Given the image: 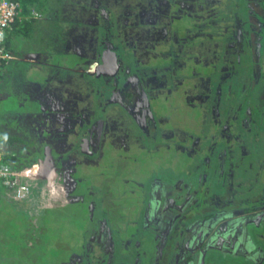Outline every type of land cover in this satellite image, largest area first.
Instances as JSON below:
<instances>
[{
	"label": "rangeland",
	"instance_id": "374dc122",
	"mask_svg": "<svg viewBox=\"0 0 264 264\" xmlns=\"http://www.w3.org/2000/svg\"><path fill=\"white\" fill-rule=\"evenodd\" d=\"M164 1L174 15L156 17L159 41L135 54L161 64L159 80L129 72L114 46L124 37L115 21L113 41L100 38L111 17L107 5L120 7L114 0H35L44 15L59 11L61 21L38 19L28 35L14 33L8 41L28 54L46 39L50 60L67 66L83 59L87 66L100 42H109L104 56L117 61L107 58L100 73L111 71L110 79L118 71L121 79L118 87L112 79L116 88L102 99L94 88L77 90L83 75L70 69L11 63L0 84V141L22 144L28 159L49 142L62 152L94 119L87 134L94 143L100 128L102 143L93 157L60 159L41 207L0 197V264H87L99 253L109 259L114 249L113 264H264V0H250L249 41L242 39L240 16L246 15L239 10L237 17L235 0H206L211 23ZM189 2H181L186 11L197 6ZM196 22L208 28L188 37L203 51L200 58L187 60L188 42L160 40L169 26L173 37L186 39L184 30L196 29ZM220 22L230 25L226 34L217 31ZM19 66L25 72L17 78ZM41 81L48 86L43 92Z\"/></svg>",
	"mask_w": 264,
	"mask_h": 264
},
{
	"label": "trees",
	"instance_id": "16d2710c",
	"mask_svg": "<svg viewBox=\"0 0 264 264\" xmlns=\"http://www.w3.org/2000/svg\"><path fill=\"white\" fill-rule=\"evenodd\" d=\"M103 1L105 2V0H103ZM114 1L120 7H119V9H117L115 11L111 6V4H112L111 2H109L111 4L107 5V6H109V8H111V17H112V13H113V18L110 17V20L108 21L109 27L107 26L105 28L103 26L102 36H103V34H105L110 38L111 41H113V37H112V35H113V23L115 21V26H117V30L115 32L118 31V33H121L123 31L122 33H123L124 37L122 39V42H119L120 41L119 40L118 41L119 43H117L114 46H116L115 49L119 52V54H121L122 58H124L125 61L129 63V72H132V73L136 72L138 74L140 73L139 77H140V79L143 78L144 81H146V79H147L146 77H149L148 74H151L152 76L157 75L158 80H159L160 77H162L160 75L161 74L160 73L161 64L159 63L157 65V63H154V61L150 62L149 59L142 60L141 56H139L137 54L138 55V57H137V55H135V54H136V51H141L144 48H145V51L147 49L150 51L151 47H153V46L155 47L154 43L159 41L161 33L157 32V29H159V27H158L156 21H155V23H153V20H155L156 17L162 16V15H165L162 17H166V19L168 20V19H170V16L174 15V14H171V11H170L171 9L169 8V6L167 7L166 4L162 3V2H165L164 0H136L135 3H132L131 0H118V1L114 0ZM168 1H170L171 8L173 7V11H175V10L180 11L181 10L186 15H188V17H190L191 19L195 18L196 15L201 16L200 17L201 21L205 22L207 20L208 22L210 21L209 23H211V18H213V17H211L212 11H210V7L207 5L206 0L203 2H201L200 0H187V1H190L189 3H195L197 5V6H194L193 9L188 10V11H186L185 7H182V4H184V6H185V3H181V2H184L185 0H180V4L178 3L179 0H168ZM235 1L236 2L231 4V5L234 7H236V5H237V7L235 8V12H236L237 17L239 15L238 14L239 10H240V12L245 13V15H246V16H244L242 14L240 16V19L242 20V26L240 23L241 33L243 36L242 39L246 38L249 41L250 32H252V30H253V25L248 20V15L250 13L249 10L252 11V9H250L251 2H250V0H235ZM18 2H19V8H20L18 18L16 19V21L13 24V26L11 27V29L7 32L6 37H5V50L7 52H9L10 54H12V55L14 54L16 56H19V54H21L22 52H17L15 50V48H13L8 43V41L13 38L14 33L16 34V33L23 31V32H25V34L28 35L29 28H32V26H34V23L39 18H40L39 20H44L42 17L50 16V15H44L43 14V10H40L41 8L39 9L38 4L35 2V0H18ZM122 3L124 5H121ZM122 7H124V8L119 13V11L121 10ZM33 9H35V10L33 11ZM35 13H37V15H35ZM54 13H59V11H57V12L54 11ZM133 13H134V16H133ZM149 17H150L151 21H147V18H149ZM52 18L57 19V21H61L60 17H58V16H53ZM48 19H50V18H48ZM123 20H124V22H123ZM103 21H104V23H107V20H105L104 18H103ZM104 23L102 25H104ZM221 25H222V27L217 29V31H220V32H223L226 34L225 31L227 30V28H230V25H227V27H225L226 25H224L223 23H221ZM195 26H196V29L198 31L196 29H194L193 26H188V28L186 30H184L183 33L187 36L186 39H184V38L180 39V36L178 33H177V35L175 34L173 37L172 36L173 35L172 28H170V26H169L168 28H166L167 33L163 29L165 36L160 40H165L167 35H168V37L171 41L176 40L179 43L182 42L184 44L188 42V43H190L189 46H191L188 53L189 52H191V53H189L186 56V57H188L187 60L189 61L193 57L200 58L202 56L203 51L202 52H200V50L195 51L194 42H193L192 38L188 39V37L193 36L195 34L199 35V37H200V33L208 32V30H207L208 28L201 27V25L198 22H196ZM131 28H135L137 31L134 32ZM130 31H133L132 36L130 34ZM127 36L128 37L131 36L130 37V38H132L131 43L129 42L130 40H128ZM259 39H260L259 40L260 43H264V32H263V34H261V37ZM200 40H202V39H200ZM202 41H204V40H202ZM45 42H46V39H45V41H42L40 43V45H42V46H40L41 48H43V45ZM150 42H153V43H150ZM46 43L49 46L50 41L46 42ZM104 43L105 42L101 43V45H102V47L100 49L101 51L103 50L102 48L104 47V45H103ZM106 43H109V42H106ZM129 44H131V45H129ZM151 44H153V45H151ZM201 44H202L201 41H199L197 46H200ZM127 45H129L130 47H128ZM185 46H186V44H185ZM43 49L45 50V48H43ZM187 50H188V48H186V51ZM102 52H104V51H102ZM126 54H127V56H126ZM109 56H111V58H112V55H110V53H109ZM132 57L134 59H139L140 62L139 63L135 62L134 59H132ZM3 62H5V61H2V64L0 67V72H1ZM4 66L5 65H3V67ZM96 67H97V65L93 66L92 70L97 71ZM156 68H158V70H156ZM124 80H126V79L124 78L123 81ZM226 96L227 97L230 96L228 94V92H227ZM116 102H119V101L116 100L115 103ZM246 106H247L246 108H248L250 106V104H246ZM10 143L11 142L8 141V144H10ZM6 157L8 159V161L6 163L11 165L15 169H20V168L22 169L26 166H31L32 164L37 162L36 158L28 159L26 157L23 158L22 156H21V158L18 156L12 157V155L10 153H8L6 155ZM5 161H6V159H5ZM225 172H226V169H225V171H223V173H225ZM210 216H211V214L209 216L204 217V218H208ZM200 217H197V220ZM211 217H213V216H211ZM195 221H196L195 219H191V220L189 219L190 223L195 222Z\"/></svg>",
	"mask_w": 264,
	"mask_h": 264
},
{
	"label": "crops",
	"instance_id": "0c3cea01",
	"mask_svg": "<svg viewBox=\"0 0 264 264\" xmlns=\"http://www.w3.org/2000/svg\"><path fill=\"white\" fill-rule=\"evenodd\" d=\"M34 10L35 9H33V11ZM58 14L59 13H53L48 17H42V18L45 20L48 18H52L53 16H58ZM101 38H102V35H101ZM100 43H103V42L101 41ZM104 54L105 53L102 52L100 49L97 50L96 58H94L93 61L91 63H89L87 66H85V64L88 62H87V60L84 61V59L81 63L78 62L74 66H67V64H57L55 62H52L50 60V56L48 54V51L44 50L43 48H41V50H39V51H33V52L28 51V54L21 53V54H19V56H16L13 54V58L8 59L5 62H3V65H5V66L3 67V65H2V68H1L0 84H3L8 79V76L11 74L10 73L11 72V70H10L11 63L14 61H17L19 64H25L26 66L32 65L33 68H36L38 70H41L44 68H50V67H52L54 69H59L61 71H67L68 69H70L77 76L83 75L81 77L80 84H78V86H77V90H85V86L87 89L94 88L93 89L94 92H97L102 97V99H103V97L106 99V98H109L111 96V91L114 90L116 87H118L117 81L119 78L121 79V76H120V72L115 71V73L113 74V76H114L113 78L116 80L115 84L117 86L115 88H112L111 87V81L113 78H110V79L106 78L111 73V71H109L107 73H100V72H103L102 68H104V70H105L106 68L104 66H107L109 64V63L107 64V58L111 59V56L106 57V56H104ZM112 59H115L117 61L116 55L114 56L112 54ZM95 65H97V67H98L97 71L92 70L93 66H95ZM118 66L121 67V63H119ZM100 67H102V68H100ZM23 72H25V70H23V68L19 66L17 73H16L17 74L16 77L18 78L19 75H21ZM85 73L87 74V77H85ZM46 74L47 73H45V77L47 76ZM110 77H112V76H110ZM96 79L99 81L101 79H103L104 81H100L103 83H98L96 86V82L94 81ZM36 81L37 80L33 79V80H31V83L36 82ZM42 81L39 83L40 84L39 87H41L40 92H43L45 89L48 88V86L43 85V84H47V83H45V82H47V80H44L45 82H42ZM53 83L55 85L61 86L60 81H53ZM87 84H89V85H87ZM17 93L21 98H24L26 96V94L23 95L21 92H19V90H17ZM114 101H116V100H114ZM104 105L105 104H103V105L100 104L101 107H103ZM58 107H68V106L67 105H61ZM88 123H91V124L85 125V130H84L85 133L83 132L84 134L83 133L81 134V136H80L81 140L79 142H77V144L68 146L66 148V150L64 149V151L58 152L55 149L56 146L51 144V142H49L48 144L45 143V145L42 147V150L38 154H35L33 156V158L37 159V162H35L31 166H26L22 169L20 168L21 170L37 169V175L34 179L25 180V183L28 184L30 189H31L29 196L25 199V200H28L27 202L34 203L36 208L41 207V204H42L41 199H45L46 192L47 191L49 192V188L47 190V187H46V181L48 180V178H50L51 176H53L54 174H56L59 171V169H60L59 161L61 158L64 159L68 155H81L83 157H93V156H95L96 152L99 151V147L101 146V143H102V141H101L102 140L101 129L99 128L98 134L96 133L94 135V143H93L91 141V138L89 137V134H87V133H90L91 128L94 127V119H93V121H90ZM95 141H97L96 145H95ZM23 148H24L23 145L20 143L8 144V141H0L1 155H2V159L5 163L8 161L6 155L10 152L16 153L17 156L21 158V156H22L21 150ZM47 149L50 150V153L53 157H52L51 162L49 163V169L47 168V171L45 172V174L41 176V173L44 170L43 165L45 163L44 161L46 159ZM55 154L59 155V156H55ZM5 159H6V161H5ZM2 196L7 197L8 199H12L7 195L6 189H2L0 191V197H2ZM38 198L40 199L39 201H37ZM12 200L21 201V200H15V199H12ZM92 219L93 220L95 219L94 215H92ZM110 254H111V257H110ZM110 254H109V259H107L106 256H104V254H102V253H99L97 256H95L93 258V261H90V257H89L88 258L89 261H87V264H113L114 258L116 256L115 255L116 254L115 249Z\"/></svg>",
	"mask_w": 264,
	"mask_h": 264
},
{
	"label": "built area",
	"instance_id": "2783aa9c",
	"mask_svg": "<svg viewBox=\"0 0 264 264\" xmlns=\"http://www.w3.org/2000/svg\"><path fill=\"white\" fill-rule=\"evenodd\" d=\"M19 9L18 0H0V67L2 61L13 58V55L5 50V37L18 18ZM12 156L15 157L16 153H13ZM36 175L37 169H15L5 163L0 150V191L6 189L10 198L26 199L31 189L25 180L34 179Z\"/></svg>",
	"mask_w": 264,
	"mask_h": 264
},
{
	"label": "water",
	"instance_id": "95a60500",
	"mask_svg": "<svg viewBox=\"0 0 264 264\" xmlns=\"http://www.w3.org/2000/svg\"><path fill=\"white\" fill-rule=\"evenodd\" d=\"M105 14H106V16H108V14H107L106 11H105ZM107 18H109V17H107ZM100 68H102V67H100ZM86 142H87V141H86ZM52 157H53V156L51 155L50 150L47 149L46 159H45V161H44L45 163H44V165H43L44 170H43V172L41 173V176L45 174V172L47 171V168L49 169V163L51 162Z\"/></svg>",
	"mask_w": 264,
	"mask_h": 264
},
{
	"label": "flooded vegetation",
	"instance_id": "af4514ba",
	"mask_svg": "<svg viewBox=\"0 0 264 264\" xmlns=\"http://www.w3.org/2000/svg\"><path fill=\"white\" fill-rule=\"evenodd\" d=\"M108 19H109V18H108ZM10 154H12V152H10ZM182 236H183V235H182V233H181V234H180V238H182Z\"/></svg>",
	"mask_w": 264,
	"mask_h": 264
},
{
	"label": "bare ground",
	"instance_id": "6f19581e",
	"mask_svg": "<svg viewBox=\"0 0 264 264\" xmlns=\"http://www.w3.org/2000/svg\"><path fill=\"white\" fill-rule=\"evenodd\" d=\"M102 71H104V68H102ZM43 172V171H42Z\"/></svg>",
	"mask_w": 264,
	"mask_h": 264
},
{
	"label": "clouds",
	"instance_id": "9594fccd",
	"mask_svg": "<svg viewBox=\"0 0 264 264\" xmlns=\"http://www.w3.org/2000/svg\"><path fill=\"white\" fill-rule=\"evenodd\" d=\"M0 150H1V149H0ZM12 154H13V153H12ZM12 154H11V155H12ZM16 156H17V154H16ZM23 200H24V199H23Z\"/></svg>",
	"mask_w": 264,
	"mask_h": 264
}]
</instances>
